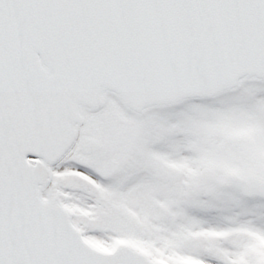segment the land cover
I'll return each mask as SVG.
<instances>
[{
    "label": "snow or ice",
    "instance_id": "snow-or-ice-1",
    "mask_svg": "<svg viewBox=\"0 0 264 264\" xmlns=\"http://www.w3.org/2000/svg\"><path fill=\"white\" fill-rule=\"evenodd\" d=\"M0 264H264V0H0Z\"/></svg>",
    "mask_w": 264,
    "mask_h": 264
}]
</instances>
